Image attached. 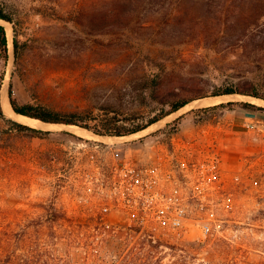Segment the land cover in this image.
Here are the masks:
<instances>
[{"label": "rangeland", "instance_id": "rangeland-1", "mask_svg": "<svg viewBox=\"0 0 264 264\" xmlns=\"http://www.w3.org/2000/svg\"><path fill=\"white\" fill-rule=\"evenodd\" d=\"M6 1L2 98L142 129L32 125L2 100L0 264H264V0H124L105 27L96 12L113 0ZM231 87L262 97L217 94ZM126 164L148 191L122 196ZM176 209L182 234L159 216Z\"/></svg>", "mask_w": 264, "mask_h": 264}, {"label": "trees", "instance_id": "trees-1", "mask_svg": "<svg viewBox=\"0 0 264 264\" xmlns=\"http://www.w3.org/2000/svg\"><path fill=\"white\" fill-rule=\"evenodd\" d=\"M111 3L112 4L109 7L102 9L98 13L96 12V18L99 20L98 22H100L103 27L109 25V23H112V22L113 23H121L125 19L126 15L129 14L128 8H125L127 4L124 2V0H113V2H111ZM260 9L263 10V14H264V4H261ZM0 19H4V20L10 21V22H14V14L10 10L9 4L6 0H0ZM8 43H9V41H8V35H7L6 27L4 24L0 23V49L2 50L1 53H3V54H0V56L1 55L7 56ZM14 44H15L17 57H19L18 56L19 38H18L17 34L15 35V38H14ZM1 89H2V86L0 84V116L4 117L5 113H4V108L2 105ZM236 92H242L245 94H251V95L256 96V97H262V95L256 90H236L235 88H232V87L226 88V90H224L223 92H219L217 94H229V93H236ZM10 99H11V103H12L14 109L18 113H22V114H25V115H28L31 117H37V118H40V119L47 121V122L67 123V124L86 123V122H84L85 120H83L82 122L80 121V120H82L81 116L84 113L72 112V113H70L64 117V116H61L59 114V112L52 111V110L44 108V107L38 108V107L34 106L33 104L21 105L14 98L12 89L10 90ZM190 101L191 100L188 99V100H176L175 102H171V104H170L171 110L169 112L151 120L149 122V125L154 123V122H157L160 119H162L165 115L179 110L180 108L187 105ZM168 103H170V102H168ZM221 105L225 106L224 103H222ZM17 123L21 127L33 129V127L28 126L26 124H22L19 122H17ZM81 125L84 127H87V128H91L99 134L108 133V134H114V135H125V134H128L130 132H134V131L142 129V128H136V130L117 129L115 131H112L111 127L106 126L105 127L106 132H103L99 127L95 126L93 128L88 123L87 124H81ZM145 127H147V126H145ZM145 127H143V128H145Z\"/></svg>", "mask_w": 264, "mask_h": 264}, {"label": "built area", "instance_id": "built-area-1", "mask_svg": "<svg viewBox=\"0 0 264 264\" xmlns=\"http://www.w3.org/2000/svg\"><path fill=\"white\" fill-rule=\"evenodd\" d=\"M145 170L135 167L134 165L126 164V167L120 173L119 183L122 187V196L125 198H130L132 192L139 191L144 192L149 190L151 179L149 176H144ZM148 171V169H146ZM113 199V196H112ZM110 208L109 205L104 206V210L108 211ZM168 213V214H167ZM167 213L165 210L163 212L160 210L159 216L164 217L167 223L169 222L171 228L178 233H184L187 222L185 220L184 212L180 209L175 211L168 210ZM201 230L206 233L212 229V216H209L205 221L200 225Z\"/></svg>", "mask_w": 264, "mask_h": 264}, {"label": "bare ground", "instance_id": "bare-ground-1", "mask_svg": "<svg viewBox=\"0 0 264 264\" xmlns=\"http://www.w3.org/2000/svg\"><path fill=\"white\" fill-rule=\"evenodd\" d=\"M10 31H11V25H9L8 33H10ZM226 97H227V95L226 96H214V97L205 98V99H198L196 101H193L192 104H195V103H201V104L217 103V102H221ZM244 97H247L250 100H257L255 97H250V96H244ZM2 100H3V105H4L5 110L8 111V112H11L14 115V117H16V119H18L19 121H22V122H25V123H28V124H32V125L33 124H44L43 121H41V120H39L37 118H32V117H29V116H26V115H23V114L16 113L13 110L12 106H11V103H10V100L8 98L7 92L3 93ZM50 126L51 127L60 128L61 126H65V125L55 124L54 123V124H50ZM66 126H68L70 128H73V130L75 132L79 133V134H82V135H85V136H92V133L90 131H88L87 129H85V128H82V127H79V126H72V125H66Z\"/></svg>", "mask_w": 264, "mask_h": 264}, {"label": "water", "instance_id": "water-1", "mask_svg": "<svg viewBox=\"0 0 264 264\" xmlns=\"http://www.w3.org/2000/svg\"><path fill=\"white\" fill-rule=\"evenodd\" d=\"M257 98V97H256ZM26 116H28V115H26ZM31 117V116H30ZM32 118H37V117H32ZM39 119V118H38ZM39 120H41V119H39Z\"/></svg>", "mask_w": 264, "mask_h": 264}]
</instances>
